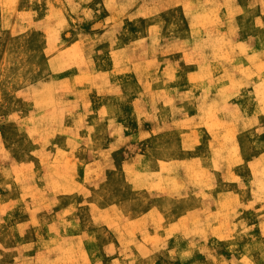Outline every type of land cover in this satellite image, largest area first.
I'll return each instance as SVG.
<instances>
[{"label": "rangeland", "instance_id": "374dc122", "mask_svg": "<svg viewBox=\"0 0 264 264\" xmlns=\"http://www.w3.org/2000/svg\"><path fill=\"white\" fill-rule=\"evenodd\" d=\"M0 264H264V0H0Z\"/></svg>", "mask_w": 264, "mask_h": 264}, {"label": "bare ground", "instance_id": "6f19581e", "mask_svg": "<svg viewBox=\"0 0 264 264\" xmlns=\"http://www.w3.org/2000/svg\"><path fill=\"white\" fill-rule=\"evenodd\" d=\"M183 2V1H182ZM212 9V8H211ZM191 10V9H190ZM263 94V93H262ZM244 102V101H243ZM253 106V105H252Z\"/></svg>", "mask_w": 264, "mask_h": 264}]
</instances>
